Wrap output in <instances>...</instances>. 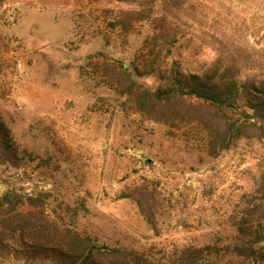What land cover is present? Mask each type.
I'll return each mask as SVG.
<instances>
[{
    "label": "rangeland",
    "instance_id": "obj_1",
    "mask_svg": "<svg viewBox=\"0 0 264 264\" xmlns=\"http://www.w3.org/2000/svg\"><path fill=\"white\" fill-rule=\"evenodd\" d=\"M201 2L212 3L264 56V0ZM126 10L107 1L4 0L0 118L24 160L18 167L0 162V196L10 188L42 194L51 215L99 244L188 242L210 245L220 264H264L226 249L236 234L232 214L264 169V142L241 139L210 156L203 141L146 119L105 83L115 66L150 86L161 82L158 63L202 71L217 54L214 46L195 33L197 21L188 20L189 31L173 43L151 38L152 19L124 29L118 20ZM141 185L155 195L157 233L134 200L119 198ZM0 264L25 262L10 257Z\"/></svg>",
    "mask_w": 264,
    "mask_h": 264
},
{
    "label": "trees",
    "instance_id": "obj_2",
    "mask_svg": "<svg viewBox=\"0 0 264 264\" xmlns=\"http://www.w3.org/2000/svg\"><path fill=\"white\" fill-rule=\"evenodd\" d=\"M127 7L118 20L124 29L133 21L152 19L151 38L175 42L197 21L195 33L211 43L217 54L202 71H186L173 61L158 63L160 84L138 81L123 67L107 70L106 85L128 96L146 119L166 124L170 133L203 141L216 157L241 139L264 142V56L242 42L227 17L201 0H88ZM4 0H0V6ZM204 5L207 10L199 9ZM157 43V42H156ZM161 51V50H160ZM20 155L10 128L0 118V162L18 167ZM150 227L158 232L156 198L146 186L123 191ZM42 194L10 188L0 196V260L19 257L25 264H220L210 245L188 242L152 243L144 248L99 244L90 235L47 211ZM236 234L226 245L229 253L247 261L264 262V169L255 191L245 195L232 214Z\"/></svg>",
    "mask_w": 264,
    "mask_h": 264
}]
</instances>
